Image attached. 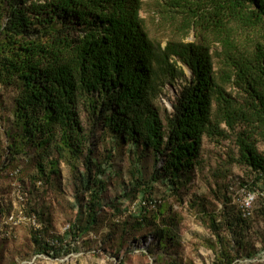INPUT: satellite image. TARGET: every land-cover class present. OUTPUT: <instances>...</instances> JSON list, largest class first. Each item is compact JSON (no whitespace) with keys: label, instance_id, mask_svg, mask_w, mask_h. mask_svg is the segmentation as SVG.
Wrapping results in <instances>:
<instances>
[{"label":"trees","instance_id":"1","mask_svg":"<svg viewBox=\"0 0 264 264\" xmlns=\"http://www.w3.org/2000/svg\"><path fill=\"white\" fill-rule=\"evenodd\" d=\"M169 1L170 18L181 19L179 30L193 32L194 41L172 39L164 48L153 41L141 17L143 0H0V91H17L15 116L27 142L42 150L40 172L55 170L58 163L49 160L54 154L73 168L82 161L86 170L80 180L90 199L77 206L85 226L74 223L64 237L47 242L40 231L35 234L39 251L50 257L69 252L70 236L98 224L105 186L92 177L94 167L102 168L92 165L90 145L105 132L163 162L157 178L177 192L180 179L201 163L204 137L225 136L222 126L240 127L239 162L264 180L257 148L264 141V0ZM216 44L223 57L221 82L214 71ZM174 58L192 79L162 117L155 101L184 76ZM154 202L144 197L139 225L155 213ZM157 235L133 240L161 247Z\"/></svg>","mask_w":264,"mask_h":264},{"label":"rangeland","instance_id":"2","mask_svg":"<svg viewBox=\"0 0 264 264\" xmlns=\"http://www.w3.org/2000/svg\"><path fill=\"white\" fill-rule=\"evenodd\" d=\"M171 6L169 0L142 4L149 36L163 48L172 39L195 40L193 32L179 30L181 19L170 18ZM212 52L221 82L218 44ZM178 66L183 78L164 87L155 101L162 117L172 109L184 81L192 79L188 67L180 61ZM16 96L15 88L0 91V264H264V180L239 162L236 134L241 128L229 131L225 126V136L204 137L201 163L180 179L177 192L166 179L157 178L163 162L105 132L90 145L92 165L102 168L98 172L94 167L92 177L105 186L98 224L75 239L70 236L72 249L61 256L39 251L38 231L47 242L64 237L74 223L85 226V217L78 221L77 206L81 202L86 207L90 195L82 190V161L73 168L54 154L49 160L58 163L55 170L40 172L42 150L23 135L15 116ZM257 148L264 158V141ZM133 186H138L135 194ZM144 197L158 203H150L155 213L145 227L137 222ZM152 232L162 238L161 247H154V240H133Z\"/></svg>","mask_w":264,"mask_h":264},{"label":"built area","instance_id":"3","mask_svg":"<svg viewBox=\"0 0 264 264\" xmlns=\"http://www.w3.org/2000/svg\"><path fill=\"white\" fill-rule=\"evenodd\" d=\"M250 200L252 201V200H253V198H250ZM251 201H249V202H248V206H250V205H251ZM52 244H57V243H56V241H53V242H52Z\"/></svg>","mask_w":264,"mask_h":264}]
</instances>
